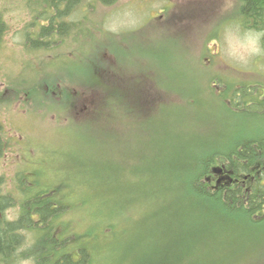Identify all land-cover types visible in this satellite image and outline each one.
Listing matches in <instances>:
<instances>
[{"label":"rangeland","instance_id":"rangeland-1","mask_svg":"<svg viewBox=\"0 0 264 264\" xmlns=\"http://www.w3.org/2000/svg\"><path fill=\"white\" fill-rule=\"evenodd\" d=\"M39 1L0 0L6 28L0 40V121L10 139L0 158L5 178L0 190L13 197L10 211L19 214L28 193L41 194L60 180L68 197L88 193L85 204L61 211L52 235L66 238L68 250L78 239L93 237L89 264H264V217L252 221L215 199L218 203H206L189 185L203 176L209 157L231 158L242 135L264 131V111L227 99L239 86L264 85L263 35L236 20L239 0H223L230 5L220 7L202 29L173 30L160 18L151 21V0H78L70 17L76 23L64 34L49 35L52 39L36 34L38 22L51 21L38 11H43ZM29 34L51 43L33 46ZM101 68L134 73L151 86L137 85L135 94L122 96V87L103 85L113 77L102 78ZM51 83L59 88L49 89ZM5 85L12 92L5 93ZM110 98L123 104L107 108ZM82 99H101L108 113L96 112V103L91 108L104 118L83 117L93 112ZM131 99L141 104L151 99V113L132 117L140 113L135 105V114H127ZM150 132L151 177L141 174L134 192L110 201L121 184L127 189L136 178L123 164L119 171V162L133 163L139 137ZM145 195H151L148 218L125 204ZM108 222L116 226L105 230ZM33 230H24L18 249L24 258L7 264H34L28 248L40 233Z\"/></svg>","mask_w":264,"mask_h":264},{"label":"trees","instance_id":"trees-1","mask_svg":"<svg viewBox=\"0 0 264 264\" xmlns=\"http://www.w3.org/2000/svg\"><path fill=\"white\" fill-rule=\"evenodd\" d=\"M39 4L43 8V11L40 8L38 11L43 13L42 16L45 19L48 18L51 20L49 24L41 28L40 37L52 39V37H49V35L54 36L56 34H64L68 31L66 29L67 26L76 21H71L68 20L67 17L66 19L63 17L72 15L75 7L78 5V0H40ZM238 14L239 15L236 20L239 18V24H241L245 30H258L263 35L262 43L264 44V0H241ZM35 15L38 17L37 11L35 12ZM58 17L61 19L58 20ZM3 29L5 30L6 28H3V23L0 22V34ZM29 37V39H31L32 41V45L36 47L40 45L47 46L49 45V43H51L46 39H44L43 41L38 40L30 34ZM105 37L107 36H102V38ZM1 39L2 37L0 36V40ZM47 86L52 90H56L59 88L58 85L53 83L48 84ZM92 88L95 87H85V89ZM237 90L238 89H236L235 92H237ZM142 92L144 91L142 90ZM135 93L136 90L133 89L130 91L129 95ZM148 93L149 94L146 97L151 98L150 91H148ZM108 94L111 98H116V96H114L112 92H108ZM125 95H127V93ZM243 95L245 96L246 94L244 93ZM111 98L107 108L111 107L114 110V107L117 108L118 106L123 104V102H121L120 100L111 101ZM131 100L134 105L133 107H127V114H135V111L137 110L140 111V113L137 116L132 115V117L142 118L151 113V99L149 101L142 102V104L139 100L138 102H136L135 99ZM81 101L89 103L88 108L89 106L91 108V106L98 103L96 112H102V115L108 113V111L103 110L101 99L99 102H97V100L94 101L95 103H92L93 101L90 99H82ZM135 105H138L140 107L136 109ZM94 107L91 108V112H93V115L89 113L83 117L90 118L91 120H99L104 118L103 116H98L96 114V112L93 110ZM255 107H257V112L264 110V99H258ZM142 134H145V131H141V135ZM232 147L235 156L233 155L231 156V158L221 157L219 161L227 164L229 167L236 165V167L240 168L239 170L241 172L244 171L247 174H255L254 170L257 169L260 164L264 165V132H257L253 134V136H249L246 134L242 135L240 144L236 145L234 143ZM134 152L136 153V160L133 163L120 161L119 163H121V165H118V170L122 172L123 164V169L126 168L127 172L128 170H132V172H135L136 178L134 179L133 183L129 184L131 186L127 189L124 188L121 184V186L118 187L117 191L110 195V201H114L115 203H117V201H119L118 199L122 197L121 193H123L125 197H128V194L124 193L128 191V189L129 191L134 192V190L139 187V184L135 182L141 174L151 177V132L148 136L143 135L139 137L137 149L134 150ZM218 158L219 157L213 156L209 157L206 160V164L208 165V167L205 168L206 171L204 172L203 176H201L200 174L198 175V177H195L193 181L189 182V185L191 186L190 190L198 191V195L200 194L199 196L204 199L206 203H209V200H217L221 207L240 213L242 212V215H244V217H251L252 219H250L252 221H256L257 219H255V217L257 216L264 217V214H262L261 212L258 214L256 213L257 210H261L262 208H264V185H262L260 182L256 181L255 183H253L251 193L242 191L240 195H237V192L231 190V188L229 187L220 189L221 192L217 193L215 188H213L212 185L209 184V180L206 179H210V166L214 164L218 160ZM59 182L60 180L57 182L58 184L44 189L41 194L28 193V195L25 197L26 199L22 201V210L19 216V220L10 222L0 218V254L5 257L7 256L10 262H14V260H17V258H22V256L25 255L23 251L18 252V249H21L22 245L24 244L25 238L21 233V229L26 226L27 228L37 229L40 233L37 241L28 248V254L34 256V264H89L91 260V246L93 243H97V241L93 237L85 236L78 239L79 242L73 243V247L71 248V250H68L65 249L66 238L60 239V237H58L57 235H52L54 231L53 227L55 225L53 221L59 218L60 214H62L61 211L65 210L68 207H71L75 203L85 204L86 202H84V200L86 194L88 193L84 191H78V193L74 196L76 197L75 200H73L74 197H68L65 190L62 189V184L65 183ZM56 188H60L61 190L58 191L56 190ZM122 188L124 190H122ZM85 189L89 190V188ZM75 190L76 188L74 187V192ZM53 191L54 194H51V192ZM148 193L151 192L148 191L146 194ZM159 196H162L161 190L157 194V198ZM8 201L13 202V198L10 195L4 196L0 194V210L2 212V206L6 205ZM125 204H129L128 206L132 205V207L138 208L143 214L142 218H148L145 211L151 210V195H145L143 197L131 199ZM236 212L234 214H236ZM36 214L39 217V221H36ZM150 215L151 211L149 213V217ZM113 226H116L114 222H108L107 227L104 229L111 230ZM85 239L86 241H84Z\"/></svg>","mask_w":264,"mask_h":264},{"label":"flooded vegetation","instance_id":"flooded-vegetation-1","mask_svg":"<svg viewBox=\"0 0 264 264\" xmlns=\"http://www.w3.org/2000/svg\"><path fill=\"white\" fill-rule=\"evenodd\" d=\"M228 2L223 0H151V21L159 18L164 20L166 23V28L168 30H173L174 27L175 28L197 27L198 29L200 27L202 29L204 23L213 21L215 19V14L219 13V11L221 10L219 8L223 7ZM228 5H230V3H228ZM240 5H241V0H239V6ZM5 9L6 7H4V9L1 8L3 12H5ZM200 20H202L203 22L202 25L200 24ZM227 21L229 22L230 20ZM0 22L3 23V28H5L4 25L5 21L3 20L1 11H0ZM207 29L209 28L203 29L201 40H203L204 36L208 34ZM0 36L1 37L5 36L4 29L2 30ZM208 38L209 37H207L206 39ZM213 39L217 41V39H220V35L218 34ZM216 45L217 46L215 48H217L218 50L219 46L218 44ZM207 60L209 61V59ZM4 91L5 93H7V91L12 92V90H10L9 87H5ZM244 93L246 94L245 96H243ZM247 93L253 95H248ZM249 97H253L255 99L251 101H247ZM229 99L230 101H233L235 104L241 103L246 108L247 107L254 108L257 104L258 99H264V85L252 84V85H248V88L244 90L241 88V86H239L237 92L234 91L233 95L229 97ZM1 102H3V100H1ZM20 104H21L20 106L21 108L22 101L16 103L17 106H19ZM9 142L10 139L9 137H7V131L5 129V126L0 121V158L1 155L4 154V151L7 149L6 147H8ZM239 169L240 168L236 167V165L229 167L228 165L221 163L220 168L216 169L217 171L216 175H214L216 188L223 189L229 187L231 188V190L236 191L237 195H240L242 191L251 193L253 183H255L256 181L264 185V176H263L264 165L260 164L259 167L254 170L255 174L254 173L247 174L244 171L241 172ZM209 180H211V178ZM4 181L5 178L3 176H0V188H4L3 187ZM10 207H11L10 205L2 206L3 212L0 210V218L5 221L12 222L16 220L18 217L15 218L16 213L10 211L11 209ZM260 212L264 214V208H262L261 210H257L256 213L258 214ZM257 217L260 218V216ZM9 262H10L9 258L7 256L5 257L2 255L0 257V264H7Z\"/></svg>","mask_w":264,"mask_h":264},{"label":"bare ground","instance_id":"bare-ground-1","mask_svg":"<svg viewBox=\"0 0 264 264\" xmlns=\"http://www.w3.org/2000/svg\"><path fill=\"white\" fill-rule=\"evenodd\" d=\"M255 10V9H254ZM263 20V19H262ZM76 40V39H75ZM61 57V56H60ZM63 59H65V58H63ZM247 111V110H246ZM26 206V205H25ZM75 239V238H74Z\"/></svg>","mask_w":264,"mask_h":264}]
</instances>
